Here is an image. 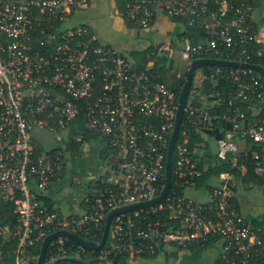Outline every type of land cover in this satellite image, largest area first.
<instances>
[{
    "label": "built area",
    "instance_id": "1",
    "mask_svg": "<svg viewBox=\"0 0 264 264\" xmlns=\"http://www.w3.org/2000/svg\"><path fill=\"white\" fill-rule=\"evenodd\" d=\"M122 1L124 20L135 28L162 16L202 33L197 43L186 37L178 47L182 67L176 77L196 58L251 63L254 47L264 52V31L252 18L257 0ZM87 7L88 0H0V197L12 204L16 219L0 222V264H37L44 238L60 230L99 245L109 211L153 199L163 188L178 95L154 66L165 55L169 68L162 52L169 47L164 43L146 54V66L139 68L137 61L100 44L87 25H66L73 11ZM203 66L197 68L201 86L191 84L183 107L165 196L115 214L100 248L53 236L43 264H117L120 256H153L163 244L185 248L211 238L218 241L221 264H264L262 228L231 201L229 170L205 190L206 202L176 192L186 183L192 189L207 167L200 169V157H193L192 127L202 135L214 128V120L221 122L216 127L222 134L211 148L217 161L243 174L248 154L253 172H264L261 76L249 67L207 64L205 72ZM204 77L215 100L201 93ZM221 78L233 85L222 102L213 91ZM216 103L224 104L219 113L212 111ZM38 130L52 133L60 145L38 147ZM89 133L107 154L106 174L94 179L103 187L90 189L75 211L63 213L45 198L56 182H82L67 172L65 152L72 151V141L86 145Z\"/></svg>",
    "mask_w": 264,
    "mask_h": 264
},
{
    "label": "rangeland",
    "instance_id": "2",
    "mask_svg": "<svg viewBox=\"0 0 264 264\" xmlns=\"http://www.w3.org/2000/svg\"><path fill=\"white\" fill-rule=\"evenodd\" d=\"M111 1L88 0V7L73 11L69 20L88 25L97 35L100 44L114 49L133 62L136 59L130 54L131 51H142L149 55L151 52L155 53L157 51L158 48L156 45L159 42H163L169 47L168 51H162L166 53L167 63H169L167 74H174V72L179 70L177 67H182L178 47L183 42V39L179 37V32L185 30L183 23L165 17L163 21H154L148 27L135 28L123 19V1L119 0L120 6L116 8L112 7V4L108 5ZM199 81L200 70L197 69L192 83L200 87L201 83ZM204 99L203 101H205L204 103L206 105L211 103ZM35 135H42L44 143L48 147L60 145V142L48 131L38 130L35 132ZM94 143L93 146L96 148L88 145L86 149V145H82L77 152L74 150L65 152L67 172L79 175L82 178V182L80 184H71L66 180L64 184L62 182L61 194L64 198L59 201V206L63 213L75 211L78 206V201L90 190L95 177L106 174L104 172L106 167L105 161L98 154V142L96 141ZM236 187V191H233L231 186V201L235 206H237L238 201V203L243 204V208L244 206L250 205L264 210V192L260 186L252 185L238 179ZM52 190L53 187L50 190V197L55 201L56 198L52 197V194H54Z\"/></svg>",
    "mask_w": 264,
    "mask_h": 264
},
{
    "label": "trees",
    "instance_id": "3",
    "mask_svg": "<svg viewBox=\"0 0 264 264\" xmlns=\"http://www.w3.org/2000/svg\"><path fill=\"white\" fill-rule=\"evenodd\" d=\"M179 37L184 39V38H189V40L195 44L198 42V37H202V33L196 29H192V28H187L181 32H179ZM130 54L132 56H134V58L136 59V61L138 62V67L139 68H144L146 66L147 63V58H146V54L142 51H131ZM251 63L254 64H259L261 66L264 67V52L261 53H257V49L256 47L253 48L252 51V56L251 59L249 60ZM161 64V65H160ZM168 67H164V59L160 56L157 63L154 66V70L159 73L160 78L166 82H168L170 84V86L176 91L177 95L179 94L182 85L184 84L185 81V77H186V72L180 76V77H176L174 74H167L168 71ZM207 66L204 65L203 66V71L206 72ZM261 82L264 84V80L261 77ZM232 82L230 79L227 78H221L218 80L217 84L214 86V94H216L219 97V101L222 102V100L224 98L227 97L228 92L230 91V89L232 88ZM224 108V104L220 103V104H215L214 107L212 108V111L215 113H219L221 112V109ZM184 121V120H183ZM219 124H221V122L218 120H214L212 126L216 127ZM96 135L95 134H87L85 136V138L87 140H91L93 138H95ZM247 143H250V140L247 141ZM252 148H256L257 145L255 143L251 144ZM190 148L191 150H193V157H200L199 160V168L203 169V167L205 165H207L206 169H203L201 175L199 177H196L194 179V186L192 189H204L207 191L211 190V187L213 185V183H217L218 182V174L221 171L224 170H229L230 173L232 174V176L236 179V181L238 179H241L243 182L246 183H250L252 185H258L262 188L263 192H264V172L260 175L255 174L252 170V165L250 162V159L248 157V154L245 155V159L247 160V169L246 171L241 174V172H239L238 170L235 169H231L230 166L223 161H217V157L214 154L213 150L211 149V143L209 139H204L203 136L200 134V130L199 128L192 127L191 130V140H190ZM68 149L69 150H74V151H78L79 147H78V143L72 141V143H70L68 145ZM105 155H107L106 153L102 154V157H105ZM189 186V184H183L180 188L176 189L177 194L179 195H183L185 194L188 189H186ZM95 187H103V184L101 182H99L98 180H93L92 182V186L90 189L95 188ZM172 187L174 188V180H173V184ZM47 200L48 203H51L50 198H45ZM236 200V199H235ZM237 207V206H236ZM12 204L10 202H3L2 200H0V222L3 223H14L16 221L15 219V215L12 211ZM213 240V238L209 239L204 245H200V244H195L193 246H187L185 248H195V247H205L208 246L211 241ZM124 260L125 257L120 256L119 258H117V260ZM216 264H221V257H219L217 259Z\"/></svg>",
    "mask_w": 264,
    "mask_h": 264
},
{
    "label": "crops",
    "instance_id": "4",
    "mask_svg": "<svg viewBox=\"0 0 264 264\" xmlns=\"http://www.w3.org/2000/svg\"><path fill=\"white\" fill-rule=\"evenodd\" d=\"M111 4H112V7H115V8L120 6L119 0H112L110 3H108V5H111ZM69 18L66 22V25L84 24L82 22L70 21ZM252 18L255 22L256 28H258L261 31H264V0L256 1ZM163 20H164V17L162 16L156 19V21H159V22ZM89 28L92 31L91 27ZM97 40H98V37H97ZM202 135L204 136L205 139L210 140L211 148L214 150L216 146V138L213 136V133L207 132L205 130L203 131ZM36 140H37L38 147L44 148L46 146L42 138V135H37ZM96 141L98 142L97 145L99 147L98 154L103 159L102 142L100 140L96 138L91 139L90 141L87 142L86 149L88 145L91 146L92 148H96L93 146L95 144L94 142ZM230 183L232 184L233 191H236L237 189L236 179L235 178L232 179ZM52 186H53L52 191L55 194V195L52 194V197H55L56 200L54 201V199H52L50 196L49 198L53 206L61 211L60 206H59V201L64 198V196L61 194L63 185L56 182ZM186 194L200 201L206 202L209 199V196L204 189H199V188L191 189V191L188 190ZM0 200H2L1 197H0ZM80 201H78V204L80 203ZM237 209L242 213L245 219L251 221L254 225L262 228V231L264 234V210H262V208H256L250 205L244 206L243 208V204H240L237 201ZM218 258H219V244H218V241L212 240L208 246L195 247V248H190V247L177 248L171 245L163 244V246H161L157 250L156 254L153 256L139 257V258H132V259L125 258L124 260L120 259V260H117V264H216Z\"/></svg>",
    "mask_w": 264,
    "mask_h": 264
},
{
    "label": "water",
    "instance_id": "5",
    "mask_svg": "<svg viewBox=\"0 0 264 264\" xmlns=\"http://www.w3.org/2000/svg\"><path fill=\"white\" fill-rule=\"evenodd\" d=\"M163 45H164L163 42H159L156 45V47L162 48ZM162 58H165V55H162ZM207 64H209V65H226V66L249 67V68H252L253 70H255L264 80V67L259 65V64L243 63V62L238 63L235 61H228V60L208 58V57L193 59L190 63L188 70H187L184 84L182 85V88H181V90L178 94V97H177V109H176L175 123H174L173 130H172V133H171L170 138H169L168 148H167V153H166L164 185H163V188L161 189L159 195L154 197L153 199H150V200L141 201V202H137V203H133V204H129V205H124V206L114 208L111 211H109L107 214V217H106L104 233H103V236H102V239H101V242L99 245H95L91 241L82 240L81 238H79L75 234H72V233H69V232H66L63 230L56 231L54 233L47 235L42 242V247H41L40 254L38 256L37 264H43L46 244H47L48 240L50 238H52L53 236L60 235V234L67 235V236L73 238L74 240H76L77 242H79L80 244L84 245L87 248H100L105 241V237L107 234V229H108L109 223L115 214L123 212V211L132 210L135 208L143 207V206H146L149 204H153L155 202H158L159 200H161L165 196V194L167 193V191L171 185V181H172V176H171L172 152H173V147H174L175 141H176L177 136H178L180 123L182 120L183 107L186 103V100H187V97L189 94V90H190V87L192 84V80H193V77L195 74V70L198 67H200L202 65H207ZM201 93L206 95L208 100H215L217 98L215 95L210 94L211 93V82H210L209 78H207V77H204L202 80ZM205 130L207 132H210V133L212 132L213 136L216 139L220 138L222 135L221 132L218 130V127H214L212 129L207 128Z\"/></svg>",
    "mask_w": 264,
    "mask_h": 264
}]
</instances>
